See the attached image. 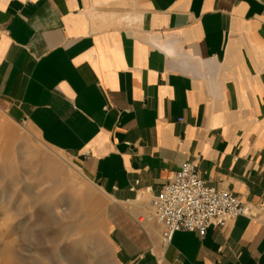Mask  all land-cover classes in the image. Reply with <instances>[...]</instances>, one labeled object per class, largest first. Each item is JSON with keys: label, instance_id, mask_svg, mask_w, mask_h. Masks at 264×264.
<instances>
[{"label": "crops", "instance_id": "crops-1", "mask_svg": "<svg viewBox=\"0 0 264 264\" xmlns=\"http://www.w3.org/2000/svg\"><path fill=\"white\" fill-rule=\"evenodd\" d=\"M0 103L100 189L118 264H264V0H0ZM186 162L252 213L165 244Z\"/></svg>", "mask_w": 264, "mask_h": 264}, {"label": "rangeland", "instance_id": "rangeland-1", "mask_svg": "<svg viewBox=\"0 0 264 264\" xmlns=\"http://www.w3.org/2000/svg\"><path fill=\"white\" fill-rule=\"evenodd\" d=\"M103 207L76 160L0 103V264H118Z\"/></svg>", "mask_w": 264, "mask_h": 264}, {"label": "built area", "instance_id": "built-area-1", "mask_svg": "<svg viewBox=\"0 0 264 264\" xmlns=\"http://www.w3.org/2000/svg\"><path fill=\"white\" fill-rule=\"evenodd\" d=\"M151 203L153 212L146 218L163 225L165 244L178 231H197L204 236L212 225L224 226L229 220L252 213L251 207L232 191L209 185L192 162L184 163Z\"/></svg>", "mask_w": 264, "mask_h": 264}]
</instances>
